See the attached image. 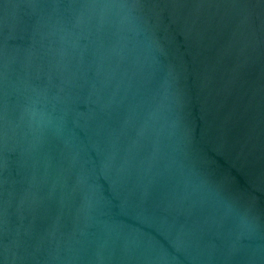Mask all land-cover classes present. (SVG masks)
Masks as SVG:
<instances>
[{
	"label": "water",
	"instance_id": "obj_1",
	"mask_svg": "<svg viewBox=\"0 0 264 264\" xmlns=\"http://www.w3.org/2000/svg\"><path fill=\"white\" fill-rule=\"evenodd\" d=\"M0 264H264V0H0Z\"/></svg>",
	"mask_w": 264,
	"mask_h": 264
}]
</instances>
